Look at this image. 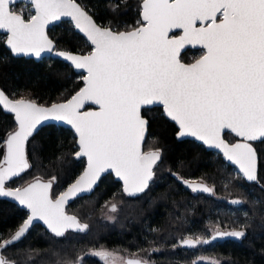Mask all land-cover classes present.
<instances>
[{
	"label": "snow or ice",
	"instance_id": "6c2138e0",
	"mask_svg": "<svg viewBox=\"0 0 264 264\" xmlns=\"http://www.w3.org/2000/svg\"><path fill=\"white\" fill-rule=\"evenodd\" d=\"M30 2L35 14L25 19L13 10L14 0H0V29L6 30L13 53L39 57L52 51L54 44L45 29L61 17L75 22L92 50L83 55L58 53L76 69L87 71L85 86L65 103L42 107L30 100H10L0 91V103L18 123L0 160V196L14 197L30 212L10 239L0 241V264H17L3 252L21 240L34 221L42 220L55 238H64L70 229L86 230L88 225L66 214L64 205L78 193L90 191L107 170L123 180V191L130 196L148 188L161 152L142 151L149 123L142 115L145 106L162 105L164 115L179 126L178 137H196L221 149L248 181L257 180V154L249 141L264 140V0H142V19L126 31L98 25L75 0ZM173 29L182 30V35L170 36ZM185 45H201L206 51L195 63L185 64L180 60ZM88 101L99 110L82 111ZM49 118L75 129L79 147L75 155L87 157V168L55 199L52 181L37 179L27 187L7 189L6 180L29 168L25 142ZM226 130L243 142L227 143L222 135ZM184 183L194 192L213 191L202 183ZM246 234L245 230H216L213 239H239ZM206 243L199 237L181 241L188 247ZM33 251H28L27 260ZM95 255L105 264H117L114 253ZM79 261L76 257L56 264ZM124 264L141 261L128 259Z\"/></svg>",
	"mask_w": 264,
	"mask_h": 264
},
{
	"label": "trees",
	"instance_id": "16d2710c",
	"mask_svg": "<svg viewBox=\"0 0 264 264\" xmlns=\"http://www.w3.org/2000/svg\"><path fill=\"white\" fill-rule=\"evenodd\" d=\"M78 1L98 23L117 26V30L134 28L141 20L142 0ZM22 6L24 2L16 3L13 10L23 13ZM49 34L57 49L82 53L92 49L69 20L51 27ZM202 53L200 49H188L181 59L192 62ZM83 84L82 74L69 63L55 57L40 61L16 57L6 46L5 35H0V86L13 98L51 104L68 99ZM143 114L149 120L145 150L158 149L162 153L149 188L129 197L121 182L109 173L92 194L77 198L68 207L88 224L86 231H68L64 238H55L36 224L3 255L17 264H56L57 260L76 257H80L79 264H105L89 251L106 248L128 251L143 264H214L202 259L204 255L220 264H264V140L257 143L258 180L249 183L217 152L192 139L178 140V128L164 115L162 106L144 108ZM15 127L14 116L0 106V160L6 136ZM77 150V138L71 129L56 124L44 126L29 141L30 168L8 185L21 186L38 176L51 180L54 195L60 194L86 165L85 158L75 157ZM184 178L203 180L213 191L203 197L184 186ZM110 201V205H116L114 212L107 204ZM106 213L113 217L108 218ZM27 216L28 212L17 204L0 199V241L16 231ZM216 230H245L247 234L239 239H213ZM198 237L208 243L195 247L181 244L183 239ZM29 250H34L31 260H27Z\"/></svg>",
	"mask_w": 264,
	"mask_h": 264
},
{
	"label": "water",
	"instance_id": "95a60500",
	"mask_svg": "<svg viewBox=\"0 0 264 264\" xmlns=\"http://www.w3.org/2000/svg\"><path fill=\"white\" fill-rule=\"evenodd\" d=\"M19 2H24V3H27V4H31L30 0H14V4L19 3ZM75 2H76L77 4H79V5H80V6H81L86 12H88V14L91 15V16L93 17V19L96 21V23H97L98 25H100V26H105V25H102V24L98 23V21L95 19V17L93 16V14H91V13H90V12H89V11H88V10H87V9H86V8H85V7H84V6H83L78 0H75ZM31 5H32V4H31ZM141 5H142V2H141ZM14 11H16V10H14ZM141 11H142V8H141ZM16 12H17V14H21V12H18V11H16ZM23 15H24V14H23ZM24 18L27 19V18L25 17V15H24ZM141 19H142V17H141ZM62 20H69V21H71L72 24H73L74 27H75V22L72 21L70 17H61L59 20L51 21V22L47 25L45 31H46V33H47V35H48V38H49L50 40L53 41L54 48H53V50L50 51V52H49V51L42 52L41 55H40L39 57L35 56L34 54H24V53L17 54V53H13V52L11 51V49H10V46H8L7 43H6V40H7L6 30L0 29V35H2V34L5 35V44H6L7 48L11 51V53H12L14 56H16V57L33 58V59H35V60H37V61H40V60H42V59H44V58H46V57H55V58L61 59V60L65 61L66 63H69L70 65H72L70 61H67L64 57L58 55V53H60V52H68V53H71V54H74V55H83V54H87L88 52H86V53H82V52L73 51V50L57 49V43H56V41L50 36V34H49V29H50L51 27H53V26L59 24ZM109 27H110V26H109ZM111 28H112V27H111ZM75 29H76L77 32H79L81 35H83V36L86 38V36H85L84 33H82V32H81L79 29H77L76 27H75ZM112 30H113V31H117V30H115V29H113V28H112ZM121 31H126V30H121ZM171 35H175V36L178 37V36L182 35V30H180V29H173V30L171 31V33H170V36H171ZM86 39H87V38H86ZM88 42H89V44L91 45L90 41H88ZM91 47H92V45H91ZM188 49H194V50H199V49L201 50V49H202V50L206 51V50L203 48V46H201V45H185V46L180 50V60H181L182 63H185V64L195 63V61L198 60V59L204 54V53H203L201 56H199L197 59H195V60L192 61V62H185L184 60L181 59V55H182L184 52H186ZM72 66H73V65H72ZM73 68H74V70H75L77 73L82 74L83 77L87 75V71H86V69H76L74 66H73ZM83 82H84V81H83ZM84 86H85V84H83V86H82L81 88H83ZM81 88H80V89H81ZM80 89L77 90L72 96H74L77 92H79ZM0 91H3L4 94H5L10 100H18V99L13 98L12 96H10V95H9V94H8V93H7L2 87H1V86H0ZM72 96H70V97H69L68 99H66V100L57 101V102H54V103H55V104H58V103H65V102H67V100L71 99ZM19 99L30 100V101H32V102H34V103H36L37 105L42 106V107H51V105L54 104V103H51V104H42V103H39V102H37L36 100H34V99H30V98H19ZM0 106L3 108V110H4L5 112L12 114V115L14 116V119H15V114H14V113H12V112H10L9 110L5 109V108L3 107V104H2V103H0ZM155 106H162V105H160V104L157 103V104H154V105H151V106H145V107L142 108V115H144V114H143V110H144V108H152V107H155ZM98 110H99V106L96 105V104H94L92 101H88V102H86L84 108L82 109V111H98ZM145 118L148 119L146 116H145ZM168 119H170V118H168ZM170 120H171V119H170ZM171 121H172V120H171ZM15 122H16V127H15L14 129H12V130L7 134V136H6L5 144H4V148H5L4 155H6V153H7V145H6V141H7V139H8V136H9L10 134H12V133H14L15 131L18 130V123H17L16 120H15ZM148 122H149V120H148ZM172 122H174V121H172ZM174 123H175V122H174ZM49 124H56V125L64 126V127H67V128H69V129H71V130L74 132V134H75V136H76V138H77V146H78V134H76L75 129H74L71 125L67 124V122H65V121H57V120L52 119V118H49L48 120L42 121L40 124L37 125V127H36V129L34 130L33 134H32V135L28 138V140L25 142V155H26V158H27L28 163H29V168H30V166H31V163H30V160H29V155H28V144H29V141H30V139H31L35 134H37V133H38V132H39L44 126L49 125ZM175 124H176V123H175ZM176 126H177V128H178V130H177V132H178V131H179V126H178L177 124H176ZM227 131H229V130H226V131L222 134L223 137H224V139H225V141H226L227 143H229V144H234V143H238V142H243V138H241V137H239V139H238L237 141L233 142V143L230 142V141H228V140L225 138V136H224V134H225ZM177 132H176V137H177L178 140L192 139V140H195V141L201 143L203 146L206 147L207 150L218 151V152H221V153L223 154V151H222L221 149H218V148H215V147H210L209 145L205 144L203 141L198 140L196 137H192V136L178 137V136H177ZM148 133H149V123H148V128H147V131H146V134H145V140H144V142H143V144H142V151H144V152H147V151H154V150H156V149L145 150L144 145H145V142H146V139H147ZM234 134H235V133H234ZM235 135H236V134H235ZM257 141H262V140H257ZM249 143L252 144V146H253V148L256 150V154H257V161H256V175H257V180H258L259 167H260V157H259L258 151H257L256 147L254 146L253 142H252V141H249ZM77 151H79V147H78V150H77ZM160 152H161V151H160ZM223 156H224V154H223ZM75 157H76L77 159L85 158V160H86V165H85L84 169L82 170V172L77 176V178H76L74 181H72V182H71V183H70V184H69V185H68V186H67L62 192H65L71 184L75 183V181H76V180H77V179L83 174V172H84L85 169L87 168V157H77L76 155H75ZM3 158H4V156H3ZM161 158H162V153H161ZM224 159H225L228 163H230V164L236 166L237 169H238V171L243 175L242 171H241L240 168H239V165L235 164L233 161H229L225 156H224ZM2 160H3V159H2ZM160 161H161V159H160L159 161H157L156 165H158ZM156 165H154V167H153V171H154ZM29 168L25 169V170H24L22 173H20L18 176H15V177H12V178L6 180V181H5V186H6V188H7V189H12V190H15V189H17V188H24V187H27L29 184L34 183L37 179H39V180H41L42 182H45V183L48 182V181H51V180H45V179L40 178V177L37 176V177L31 179L30 181L26 182L24 185H21V186L12 187V186L8 185L9 182H11V181L14 180L15 178H17V177L23 175L25 172H27ZM109 173L113 174L114 178H115L117 181L121 182V184H122V186H123V188H124V182H123V180H122L120 177H117V176L115 175V172H114L113 170L109 169V170H107L106 172H104V173L101 174L99 180L97 181V183L93 186V188H92L90 191H88V192H84V193H78L77 196L69 198L68 202L64 205V211H65V213L68 214V215H71V216H75V217H76V218H77L82 224H86V223L83 222V221H82V220H81V219H80L75 213L69 212V211H68V206H69V205H70L75 199H77V198H79V197H82V196H86V195H90V194H92V192H94V191L97 189V187H98V185H99V183H100L101 178H102L104 175H107V174H109ZM154 174H155V172H154ZM243 176H244V175H243ZM244 178H245V177H244ZM153 179H154V176H153L152 179L149 181V186L151 185ZM245 179H246V178H245ZM246 180H247V179H246ZM257 180H256V181H257ZM247 181H248V180H247ZM256 181H248V182H256ZM53 186H54V183L52 182L51 194H52V196H53V199H55V198L58 197L62 192H61L59 195L55 196L54 193H53ZM149 186H148V188H149ZM148 188H146L145 191H146ZM145 191H144V192H145ZM144 192H143V193H144ZM124 193H125V192H124ZM143 193H139V194H135V195H131V196H130L129 194H127V193H125V194H126L127 196H129V197H136V196H139V195H141V194H143ZM0 199H6V200H8V201H11V202L17 204L19 207H21L22 209L26 210V211L28 212V215H30L29 210H28L27 208H25L23 205H20L19 202H18L14 197L0 196ZM27 217H28V216H27ZM36 224H41L44 228H46V229L51 233V231L47 228V225H46L42 220L34 221L33 225L30 227V229H31L32 227H34ZM87 225H88V224H87ZM30 229H29V230H30ZM87 229H88V228H87ZM87 229H86V230H87ZM86 230H84V231H86ZM69 231H77V230L70 229ZM84 231H82V232H84ZM14 232H15V231H14ZM14 232H13V233H12L7 239H10L11 236L14 234ZM28 232H29V231H28ZM28 232H27V233H28ZM80 232H81V231H80ZM66 234H67V233H66ZM24 237H25V236H24ZM24 237H23V238H24ZM17 242H18V241H17ZM14 243H16V242H14Z\"/></svg>",
	"mask_w": 264,
	"mask_h": 264
},
{
	"label": "flooded vegetation",
	"instance_id": "af4514ba",
	"mask_svg": "<svg viewBox=\"0 0 264 264\" xmlns=\"http://www.w3.org/2000/svg\"><path fill=\"white\" fill-rule=\"evenodd\" d=\"M28 19V18H27ZM137 27V26H136ZM135 28V27H134ZM113 29H115V30H117L116 28H113ZM122 30H130V29H122ZM117 31H121V30H117ZM202 50V49H201ZM90 51V50H89ZM205 51L203 50V53H204ZM202 53V54H203ZM201 54V55H202ZM15 99H18V98H15ZM224 136H225V138L228 140V141H230V142H235V141H237L238 139H239V137L238 136H236L234 133H231L230 131H227L225 134H224ZM263 141V140H262ZM262 141H252L253 142V144H254V146L256 147V149H257V151H258V154H259V157H260V152H259V150H258V147H257V143L258 142H262ZM260 147H262V146H260ZM213 151V150H212ZM215 152H217L218 154H220L221 156H222V158H223V160L228 164V165H231L232 167H234V169H235V171L236 172H238V173H240L239 171H238V169H237V167L236 166H234V165H232V164H230V163H228L225 159H224V156H223V154L221 153V152H218V151H215ZM260 168V167H259ZM155 170V169H154ZM241 174V173H240ZM155 175V174H154ZM242 175V174H241ZM105 176V175H104ZM176 176V175H175ZM242 177L244 178V176L242 175ZM102 179V178H101ZM185 180H182L181 182H182V184L184 185V186H186V187H188V188H190L191 190H192V188L191 187H189V185L188 184H186V183H184V181H189V182H195V183H202V184H205L206 185V183H205V181H203V180H199V179H188V178H184ZM245 179V178H244ZM246 180V179H245ZM101 181V180H100ZM247 181V180H246ZM248 182V181H247ZM249 183H253V182H249ZM69 185V184H68ZM228 187V184H226L225 185V188H227ZM122 189H123V186H122ZM193 191V190H192ZM124 192V191H123ZM194 192V191H193ZM195 192H197V191H195ZM199 193H201V195L204 197L205 195H207V194H209V192H203V191H198ZM93 193V192H92ZM59 195V194H58ZM57 196V195H56ZM83 197V196H82ZM80 198V197H79ZM232 199H233V197L232 198H230L229 200L230 201H232ZM76 200V199H75ZM74 200V201H75ZM73 201V202H74ZM72 202V203H73ZM71 203V204H72ZM70 204V205H71ZM69 205V206H70ZM68 206V207H69ZM110 207H112V205H110ZM68 211H69V209H68ZM69 212H71V211H69ZM73 213V212H72ZM107 214V213H106ZM108 217V216H107ZM109 218V217H108ZM41 225V224H40ZM128 259H136L137 260V258H135L133 255H130V256H127L126 257V260H128Z\"/></svg>",
	"mask_w": 264,
	"mask_h": 264
},
{
	"label": "rangeland",
	"instance_id": "374dc122",
	"mask_svg": "<svg viewBox=\"0 0 264 264\" xmlns=\"http://www.w3.org/2000/svg\"><path fill=\"white\" fill-rule=\"evenodd\" d=\"M24 4H25V6L20 7V9L26 15V17L29 18V16L31 15V12H32V5L31 4H27V3H24ZM114 28H117V26H115ZM112 203L113 202L110 201L107 204L109 206ZM106 216H108L109 218H112L113 217V214L112 213H107ZM98 251H108L110 253H114L116 255V257H117V264H124V261H126V257L132 255L128 251H118V250H111V249H106V248H100V249H96V250L89 251V254L95 255V253L98 252ZM98 257H100V256H98ZM201 258L202 259H206L208 261H213V262L218 261L215 258L207 257L205 255L202 256ZM141 264H143L142 261H141Z\"/></svg>",
	"mask_w": 264,
	"mask_h": 264
},
{
	"label": "built area",
	"instance_id": "2783aa9c",
	"mask_svg": "<svg viewBox=\"0 0 264 264\" xmlns=\"http://www.w3.org/2000/svg\"><path fill=\"white\" fill-rule=\"evenodd\" d=\"M35 13H34V10H33V6H32V12H31V15H34Z\"/></svg>",
	"mask_w": 264,
	"mask_h": 264
}]
</instances>
